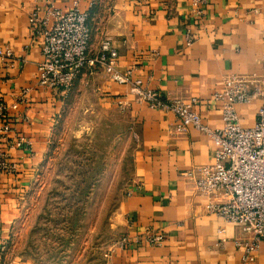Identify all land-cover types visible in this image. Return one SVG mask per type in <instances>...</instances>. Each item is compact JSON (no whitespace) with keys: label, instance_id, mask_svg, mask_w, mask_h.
<instances>
[{"label":"crops","instance_id":"0c3cea01","mask_svg":"<svg viewBox=\"0 0 264 264\" xmlns=\"http://www.w3.org/2000/svg\"><path fill=\"white\" fill-rule=\"evenodd\" d=\"M36 5L40 14L47 5L86 9L91 50L111 36L120 69L130 67L132 77L166 98L195 96L210 128L222 124L216 93L224 75L264 72V0H0V44L13 50L11 63L0 58V153L16 162L11 171L0 169V264H35L9 256L5 237L73 85L100 102L121 98L138 129L133 178L120 204L130 240L114 246L110 264H240L238 226L195 187L197 166L213 160L212 135L192 124L175 130L174 111L150 106L100 66L84 67L67 91L38 85L42 37L28 20ZM186 31L194 35L190 41ZM260 102L259 96L235 102L241 124L254 122ZM148 229L162 231L163 240H145Z\"/></svg>","mask_w":264,"mask_h":264},{"label":"rangeland","instance_id":"374dc122","mask_svg":"<svg viewBox=\"0 0 264 264\" xmlns=\"http://www.w3.org/2000/svg\"><path fill=\"white\" fill-rule=\"evenodd\" d=\"M73 86L5 237L9 256L35 264H110L125 235L137 125L123 102Z\"/></svg>","mask_w":264,"mask_h":264},{"label":"built area","instance_id":"2783aa9c","mask_svg":"<svg viewBox=\"0 0 264 264\" xmlns=\"http://www.w3.org/2000/svg\"><path fill=\"white\" fill-rule=\"evenodd\" d=\"M199 1L203 0H193V3ZM41 9L36 5L28 15L33 30L42 37L36 83L67 91L84 67L100 66L111 79L127 83L129 90L150 106L174 111L178 118L175 130L192 124L208 131L213 139V160L197 166L195 187L208 194L212 210L238 226L239 233L234 241L241 249L240 264H264V259H259L260 246L264 248V72H229L224 75L223 86L216 93L223 101L222 124L210 128L202 122L193 105L195 96L189 100L166 98L158 89L143 85L139 77H132L130 67L120 69L117 66V45L111 36L104 35L91 50L86 9L75 5L61 10L47 5L40 14ZM193 36L192 32L186 31L188 41ZM0 58L6 63L12 62L13 50L8 44H0ZM262 59L264 65V53ZM252 96L261 98L256 119L250 125H243L237 118L234 104ZM118 101L122 102V99ZM0 114H4L2 102ZM15 142L21 144L22 140L18 138ZM14 168L16 162L0 153V169L11 171ZM143 237L149 242L160 243L164 233L148 229ZM129 240V236L124 235L120 243Z\"/></svg>","mask_w":264,"mask_h":264}]
</instances>
